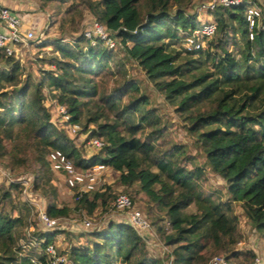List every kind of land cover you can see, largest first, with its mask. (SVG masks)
I'll use <instances>...</instances> for the list:
<instances>
[{
  "label": "trees",
  "instance_id": "16d2710c",
  "mask_svg": "<svg viewBox=\"0 0 264 264\" xmlns=\"http://www.w3.org/2000/svg\"><path fill=\"white\" fill-rule=\"evenodd\" d=\"M38 1L41 7L83 3L147 81L174 105L196 148L191 153L186 143L164 137V123L135 82L123 79L107 87V77L114 76L109 69L113 54L99 37L80 34L71 43L48 40L57 56L46 59L53 69L37 80L23 74L12 56H0V160L7 154L10 172L32 160L33 189L47 186L51 195L45 214L55 219L70 213L56 203L50 182L53 174L63 178L46 160L47 153L57 149L77 167H111L121 185L136 183L148 200L164 209L166 223L158 231L162 243L171 247L170 264H205L216 252L236 262L242 253L233 251L239 238L234 203L264 242V12L249 39L245 3L215 7L206 12L216 25L215 35L204 48L182 47L181 56L172 46L185 42L200 22L196 13L185 11L182 0ZM44 88L65 109L64 125L78 124L83 110H90L82 131L88 139L101 140L98 152L81 157L64 129L51 122ZM88 123L95 129L87 130ZM206 170L224 181L223 199L219 190L204 189ZM9 187L0 193V264H161L148 255L145 238L126 221H108L103 228L80 232L75 237H84V243L55 250L64 260L52 263L46 248L54 247L60 231L34 227L17 237V227L27 226L28 210L23 203L22 214L4 211L1 203L10 201ZM74 197L76 208L84 206L91 214L102 193L93 190ZM243 254L252 256L249 251Z\"/></svg>",
  "mask_w": 264,
  "mask_h": 264
},
{
  "label": "rangeland",
  "instance_id": "374dc122",
  "mask_svg": "<svg viewBox=\"0 0 264 264\" xmlns=\"http://www.w3.org/2000/svg\"><path fill=\"white\" fill-rule=\"evenodd\" d=\"M202 1L203 0H182L181 6L188 13H196L198 20L210 21V19H212L211 14L200 11L197 8ZM250 1L253 5L259 8L261 13L264 12V0ZM33 2L34 4L30 7L26 6L28 12L23 14L17 12V15L24 24H33L34 27L32 28V32L35 36L31 40L25 41V43L16 44L14 47L15 51L11 56L14 61L18 62L22 68L23 74L28 73L33 80H37L42 76L45 77L42 72L53 69L46 59L57 56L56 52L52 49V46L47 45L48 40L59 38L61 41L71 43L75 37H78L80 34L83 35L84 30L91 28L94 23H98L95 22L83 3L68 8V2H64L61 5L47 3L44 7L40 6L38 0H33ZM77 2H79V0ZM14 4V0H12V4L9 3V0H0V5L11 10H13ZM100 26L104 29L102 25ZM179 33L180 35L183 34L181 32ZM214 35L215 34H213V36ZM212 37L200 39L199 43L201 44V47H206L207 42ZM115 45L116 43L114 42V45L111 47L113 61L109 62V69L114 72V76L113 78L107 77V87L112 88L115 83L121 82L123 79H130L135 82L139 92L144 93L147 96V106L152 107L154 113L159 117L160 121L164 123L166 127L164 137L169 140L172 139L177 142L186 143L188 150L191 153H195L196 148L192 145V138L185 131V126L183 127L187 122L182 119L178 112L175 111L174 105L170 104L164 96L158 92L149 81H147L143 71L124 55L119 45ZM172 47L175 51H181L182 47H190V43L187 42V39L185 38V42L179 41ZM226 48L234 51V46L231 44L226 45ZM182 55L183 52L181 56ZM118 62L121 66L117 68L116 63ZM116 69H118V72H115ZM42 93L46 95L44 103L46 107H48L51 122L54 123L56 127L64 129L68 138L72 140V143L79 150L81 157L87 158L98 152L97 149H94L88 144L90 139L87 137V132L82 131V126L84 125L85 119L89 113L88 111L90 110H87L88 113L85 111L86 108L83 110V114L81 115L78 124L64 125L65 122H62V116L56 107L57 103L55 100L49 97L45 88L42 90ZM87 109H90L89 104L87 105ZM90 129H95V124L88 123L87 130ZM7 159L8 156L6 154L5 157L0 160V170H7L10 175L9 178L17 179L21 182L10 183L7 178H2V175L0 174V193L2 190L8 189L11 185L9 187L11 199L9 202L2 201L1 205L4 208V211H9L12 215H17L18 213L22 214V210L20 209L23 207V203L26 205L28 210L27 221L29 223L27 222L26 227L18 226L15 231L17 237H22L20 235H26L27 231H30L34 227L36 230L39 228L43 229L36 218V207H45L47 202L50 201L51 195L48 194L49 191L47 186L41 188L42 190L40 188L33 189V173L35 172L36 166L32 160L27 159L24 164L17 165L15 169L10 172L9 167L6 166ZM198 160L201 161L202 157L198 156ZM105 171L106 172L102 174L103 180L101 184L95 189L96 192L102 193V197L97 200V206L91 214L86 213V208L84 206L76 208L71 191L65 187L59 176L53 174V178L50 182L55 187V201L59 206H65L70 209L69 215L58 218L57 224L53 226V229L60 231L54 239L55 250L64 251L67 250L69 245L84 243V237H75L80 232L103 228L108 221H126L127 214L124 211L114 209L112 204L114 196L117 193L122 192L127 193L133 198V208L140 210L148 221V228L139 231L140 235H143L146 240L145 250L148 255L158 258L161 264H170L171 258L169 257V250L171 247L165 246L162 243L161 235L158 231L159 228L163 229L166 223L164 209L148 200L146 195L140 191L136 183L129 187H125L119 183L117 171L108 166ZM14 184H17V187H13ZM24 185L26 186L25 191H23ZM203 187L209 191L213 189L219 190L222 199L224 198L222 195L224 181L208 170H206L205 173ZM26 191L28 192L27 194ZM28 201L32 203L30 204ZM101 201H103L104 206L101 205ZM232 213L236 216L237 230L239 232V238L233 246V251H239L242 253L235 259L236 263L253 264L254 260L257 259L259 264H264V242L254 231L249 220L243 215L239 204H233ZM85 220L89 221L90 224L88 226L82 224V221ZM165 231H167V229ZM16 241L18 242L19 240ZM23 246L25 245L22 244V247ZM24 248L26 249V247ZM248 251L252 253V256H246L243 254ZM214 254L224 255L222 252H216Z\"/></svg>",
  "mask_w": 264,
  "mask_h": 264
},
{
  "label": "built area",
  "instance_id": "2783aa9c",
  "mask_svg": "<svg viewBox=\"0 0 264 264\" xmlns=\"http://www.w3.org/2000/svg\"><path fill=\"white\" fill-rule=\"evenodd\" d=\"M240 3H245L246 8L244 12V19L247 25L248 38L252 39V30L257 28L261 17V12L258 7L253 5L250 0H203L197 7L198 10L208 12L217 6L221 7H234ZM21 19L17 15V11L11 10L5 6L0 5V24L3 25L4 30L0 32V56H11L15 51V45L18 43H25L27 40H31L35 34L28 30L22 31L20 29ZM216 31V25L213 21H200L194 28L190 36H187V42L190 43L191 47L198 48L201 46L199 40L202 38L211 37ZM105 29L100 25L94 23L91 28L83 31V35L86 38L91 39L92 37H99L104 41L108 47L114 45V41L108 36ZM59 113L62 116V122L68 120V115L64 108L60 105H56ZM94 149H98L102 146V142L98 138H92L88 142ZM46 160L50 166V169L54 172L61 171L63 173V184L71 191L72 195H75V199L81 197L84 193H89L97 188L101 184L103 178L102 174L106 172L105 165L95 164L90 167H77L72 161L65 156L60 150H51L46 155ZM2 178H7L9 182H21L17 179L9 178V172L6 170H0ZM23 186V183H22ZM25 185L24 190L25 191ZM28 192L26 191V194ZM29 202V201H28ZM30 203V202H29ZM32 203V202H31ZM30 203V204H31ZM113 207L118 211H124L127 214L126 222L138 233L139 231L148 228V221L145 215L138 209L133 208V204L125 193L119 192L113 198ZM36 218L41 226L45 229H51L57 224L58 218L52 219L48 217L43 208L36 207ZM84 226H88L89 221H82ZM46 252L52 263L62 262L63 257L55 254L53 246L49 245L46 248ZM33 264H39L33 261ZM207 264H238L232 260L225 258L223 255H213ZM253 264H259L257 259L254 260Z\"/></svg>",
  "mask_w": 264,
  "mask_h": 264
},
{
  "label": "crops",
  "instance_id": "0c3cea01",
  "mask_svg": "<svg viewBox=\"0 0 264 264\" xmlns=\"http://www.w3.org/2000/svg\"><path fill=\"white\" fill-rule=\"evenodd\" d=\"M14 2H15V4L13 7V10L19 12L20 14L28 12L26 6L30 7L31 5L34 4L33 0H14ZM9 3L12 4V0H9ZM33 27L34 26L32 23L24 24V22L22 21L20 29L22 31H28V30L32 31ZM3 30H4V27L2 24H0V32H2ZM118 221H123V220H118Z\"/></svg>",
  "mask_w": 264,
  "mask_h": 264
}]
</instances>
